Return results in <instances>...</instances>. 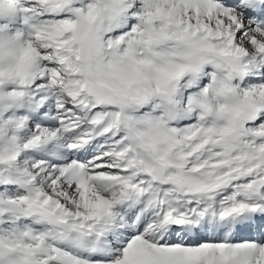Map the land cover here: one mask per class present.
<instances>
[{"label": "snow or ice", "instance_id": "snow-or-ice-1", "mask_svg": "<svg viewBox=\"0 0 264 264\" xmlns=\"http://www.w3.org/2000/svg\"><path fill=\"white\" fill-rule=\"evenodd\" d=\"M0 264H264V0H0Z\"/></svg>", "mask_w": 264, "mask_h": 264}]
</instances>
